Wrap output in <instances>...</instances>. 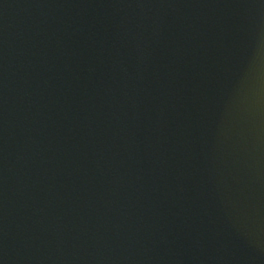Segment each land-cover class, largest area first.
Wrapping results in <instances>:
<instances>
[{
	"label": "water",
	"instance_id": "obj_1",
	"mask_svg": "<svg viewBox=\"0 0 264 264\" xmlns=\"http://www.w3.org/2000/svg\"><path fill=\"white\" fill-rule=\"evenodd\" d=\"M0 264H264V0H0Z\"/></svg>",
	"mask_w": 264,
	"mask_h": 264
}]
</instances>
